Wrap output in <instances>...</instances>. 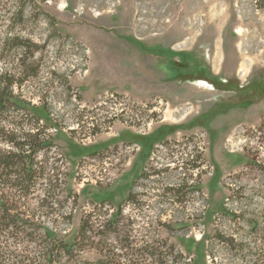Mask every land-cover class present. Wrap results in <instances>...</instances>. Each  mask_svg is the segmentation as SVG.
I'll return each instance as SVG.
<instances>
[{"label": "rangeland", "instance_id": "1", "mask_svg": "<svg viewBox=\"0 0 264 264\" xmlns=\"http://www.w3.org/2000/svg\"><path fill=\"white\" fill-rule=\"evenodd\" d=\"M4 76L10 122L52 139L59 217L35 221L58 239L109 200L179 264H246L228 238L264 250V0H0Z\"/></svg>", "mask_w": 264, "mask_h": 264}, {"label": "trees", "instance_id": "2", "mask_svg": "<svg viewBox=\"0 0 264 264\" xmlns=\"http://www.w3.org/2000/svg\"><path fill=\"white\" fill-rule=\"evenodd\" d=\"M11 82L6 76L0 78V86H4L0 88V264H179L183 256L174 246L156 236L149 242L143 241L146 237L140 240V227L134 229L139 222L128 219L125 223L122 205L114 209L109 200L92 203L70 242L58 239L52 230L35 221L41 216L59 217L58 174L47 160H39L41 153L52 146V139L36 115L37 124L30 128L22 122H10V101L14 99L8 91ZM194 158L187 161V169L198 167V158ZM140 176L145 177V173ZM68 193L76 201L77 196ZM32 198L38 201L35 208L28 203ZM134 198L130 192L126 201ZM111 209L114 211L108 217ZM71 218L72 211L65 219ZM251 226L257 231V222ZM260 240L255 237L253 243ZM224 243L233 250L240 248L246 264H264L262 248L254 250L255 259L248 261L245 247L249 244H235L232 238ZM87 248L97 250L95 259L84 257Z\"/></svg>", "mask_w": 264, "mask_h": 264}, {"label": "crops", "instance_id": "3", "mask_svg": "<svg viewBox=\"0 0 264 264\" xmlns=\"http://www.w3.org/2000/svg\"><path fill=\"white\" fill-rule=\"evenodd\" d=\"M201 70H203V72H206V70H204L203 68H200ZM240 69H242V65L240 64L239 69L237 70V73L240 71Z\"/></svg>", "mask_w": 264, "mask_h": 264}, {"label": "bare ground", "instance_id": "4", "mask_svg": "<svg viewBox=\"0 0 264 264\" xmlns=\"http://www.w3.org/2000/svg\"><path fill=\"white\" fill-rule=\"evenodd\" d=\"M240 32V31H239ZM246 67V66H245ZM246 70V69H245ZM245 70L242 68L240 69V72L242 73V75L245 73Z\"/></svg>", "mask_w": 264, "mask_h": 264}, {"label": "built area", "instance_id": "5", "mask_svg": "<svg viewBox=\"0 0 264 264\" xmlns=\"http://www.w3.org/2000/svg\"><path fill=\"white\" fill-rule=\"evenodd\" d=\"M240 72V71H239ZM229 141H230V143L233 145V141H232V139H229ZM136 143H134V145H135ZM136 147H138L137 145H135Z\"/></svg>", "mask_w": 264, "mask_h": 264}, {"label": "flooded vegetation", "instance_id": "6", "mask_svg": "<svg viewBox=\"0 0 264 264\" xmlns=\"http://www.w3.org/2000/svg\"><path fill=\"white\" fill-rule=\"evenodd\" d=\"M189 170V169H188Z\"/></svg>", "mask_w": 264, "mask_h": 264}]
</instances>
